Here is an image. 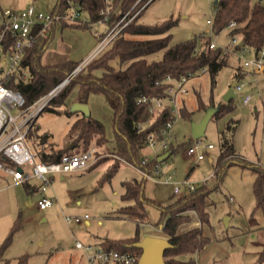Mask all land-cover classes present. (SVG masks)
<instances>
[{
	"label": "rangeland",
	"instance_id": "1",
	"mask_svg": "<svg viewBox=\"0 0 264 264\" xmlns=\"http://www.w3.org/2000/svg\"><path fill=\"white\" fill-rule=\"evenodd\" d=\"M57 1L0 0V10L21 12L34 6L37 11L47 15L52 12ZM214 1L153 0L139 21L158 24L171 18L176 20L171 30V43H176L200 35L210 28L207 19L215 18ZM67 23L57 20L54 29L49 28L53 38L42 55L43 64L50 65L67 59L83 63L100 41L95 30L100 33L107 30L104 24L95 26L93 30L94 27L76 28ZM231 31L232 28L227 27L215 32L212 39L222 47L230 45L235 36L238 44H241L240 34H232ZM160 57L161 52L151 55L150 59ZM256 57L249 48L235 49V52L227 55V63L217 74L215 83L209 72H200L190 78L187 85L192 95L185 100L190 115H182L181 111L177 113L173 125L172 153L167 158L166 171L172 173L173 177L167 181L166 176L162 175L153 181L152 187L147 178L146 195L151 192L152 199L167 203L175 197L173 188L176 184L181 186L180 194H176L178 196L186 193V181L198 185L208 179V185L213 188L215 180L212 175L220 154L221 133L228 127L230 135V131H233L236 151L247 161L264 166V70L254 72L244 67V61ZM110 63L118 67L117 60ZM238 70L243 73L240 81L245 86L235 91L238 95L226 102L223 96L236 79ZM25 73L30 76L29 71ZM101 73L100 69L94 70L97 76ZM247 93L252 97L245 104L243 98ZM79 94L80 85L76 83L69 90L64 103H51L38 114L28 134V141L34 147L39 146L42 138L58 148L67 144L73 123L84 115L82 112H67ZM198 94L204 106L198 105ZM221 104L227 106L225 111L209 121L205 135L199 138L200 150L205 153V158L198 160L197 155L188 153V148L198 143L191 133L192 123L202 119L206 107ZM88 105L91 116L104 124L107 139L99 150L91 148L94 149L91 167L79 172L53 174V180L44 193L30 192L24 183L15 182L11 176L0 171V246L11 237L0 264H6L7 261V264H19L24 256L23 264H89L85 251L76 247L77 240L97 245L105 238L118 240L136 235L140 239L148 235L160 236L157 228L160 226L161 211L157 207L147 206V223L150 224H138L119 215L118 209L124 204L121 197L124 192L123 181L143 179L144 176L137 168L117 159L114 153L113 111L104 95L90 94ZM208 144H213V147L207 148ZM145 152L151 160L154 159L151 149L146 148ZM102 154H105L104 158L96 163ZM112 170L113 173L107 177ZM254 180L252 170L240 163L227 167L220 185L211 191L208 199L209 216L208 222L203 224V230L209 242L206 248L195 255L197 264H264V260L260 259L264 249V213L256 207ZM28 182L36 189L41 185L34 178ZM43 195L54 199V204L44 210L37 205ZM185 213L190 214L192 220L182 225L181 231L201 226L197 213ZM86 214L89 215L88 219L82 218L78 222L66 220V216L84 217Z\"/></svg>",
	"mask_w": 264,
	"mask_h": 264
},
{
	"label": "trees",
	"instance_id": "2",
	"mask_svg": "<svg viewBox=\"0 0 264 264\" xmlns=\"http://www.w3.org/2000/svg\"><path fill=\"white\" fill-rule=\"evenodd\" d=\"M136 1H113L111 19L107 24L109 30ZM78 4L82 15L88 17L89 21L70 24L90 29L89 23L102 17L100 9L105 6V0H58L52 12L65 14L73 5L78 6ZM215 7L214 32H220L234 21L236 25L231 33L240 34L241 44L247 45L258 55L264 50V0H218ZM143 12L144 10L122 29L98 57L80 70L47 107L51 103H64L69 90L76 83L80 85L77 101L87 103L90 94H103L113 111L114 153L117 158L154 174L156 160L144 162L147 137L152 131L158 132L171 118V113L165 109L153 116L149 106L139 103L138 98L142 95L165 96L167 84L162 80L167 74L180 77L188 72L199 73L202 68H206L212 82L215 83L217 74L227 63V55L223 54L221 47L209 48L211 36L206 31L190 39L171 43V30L176 25V20L171 18L158 24H147L139 21ZM62 22L67 21L62 20ZM50 29L53 30V27ZM52 38L50 33L41 36L28 48L19 69L6 78L9 87L23 93L27 105L48 93L80 64L71 59L50 65L43 64L42 55ZM159 52H161L159 59H150L151 55ZM112 60L118 61V67L110 63ZM96 69L102 71L99 76L94 74ZM26 70L30 73L28 78L23 77ZM241 77L243 73L238 70L235 78ZM198 105L204 106L199 94ZM226 107L221 104L214 117L225 111ZM67 112L71 113L68 109ZM181 114L190 115L185 104L181 108ZM32 129L33 127L30 132ZM229 130L228 127L221 133L220 154L214 164L213 188H210L208 182H200L195 190L181 196L174 193L175 197L164 203L146 196V177L123 181L124 192L121 197L124 204L118 209L119 215L132 219L138 224L147 223L149 222L147 206L157 207L161 211L160 236L167 238L173 244V247L167 249L164 254L168 264H197L195 255L206 248L209 242L203 224L208 222L207 205L210 193L213 189H217L225 170L232 164L240 163L255 174L253 191L257 201L256 207L264 213V166L247 161L236 151L232 138L233 131H230V135L227 132ZM67 140L65 146L58 148L42 138L39 146L35 148L38 158L46 163L59 162L66 154L84 152L104 145L107 141L104 124L91 115L79 117L73 123ZM172 146L173 143L170 145V151ZM112 173L113 170L107 177ZM187 211L197 213L201 226L181 231L182 225L192 220V216L185 213ZM10 240L11 237L6 244L0 246V260ZM138 240H140L138 235L118 240L106 238L101 244L107 249L121 252L136 251L140 255L141 249L129 247V244ZM24 259L25 256L19 264H23ZM260 259L264 260V249L261 251Z\"/></svg>",
	"mask_w": 264,
	"mask_h": 264
},
{
	"label": "built area",
	"instance_id": "3",
	"mask_svg": "<svg viewBox=\"0 0 264 264\" xmlns=\"http://www.w3.org/2000/svg\"><path fill=\"white\" fill-rule=\"evenodd\" d=\"M114 0H105V6L100 9L102 17L97 21L89 23L91 27L99 24L107 26L111 19V8ZM137 0L116 22V24L105 33H100L95 30V33L100 36V41L97 47L90 53V55L79 64L62 82L56 85L45 95L41 96L33 103L27 105L23 93L19 90L9 87L6 83V78L13 75L18 69L23 57L28 48L33 46L41 36L47 34L50 26L57 20H65L68 23L81 22L87 23L88 17L82 15L78 6L73 5L68 13L55 14L50 12L47 15L37 11L34 6L18 12L13 9H5L0 13V60H3V65L0 66V171L11 176L13 181L24 183L31 179H36L40 182L38 187L39 193L47 191L52 182V175L55 173H73L82 171L92 165V157L94 149H89L84 152L70 153L64 155L59 162L46 163L38 158L35 147L28 141V134L33 127L35 120L51 102V100L58 95L63 87L88 63L98 57L104 49L112 42V40L124 29L136 16H138L153 0ZM143 2V3H142ZM142 3V4H141ZM141 6L138 8V5ZM137 7V8H136ZM136 8V9H135ZM216 12V9H215ZM210 28L206 33L211 35L209 44L210 49L220 47L212 39L215 33L213 29L214 19H207ZM234 21L230 22L229 27H235ZM239 46V47H238ZM224 55H229L236 50L251 49L247 45L238 44L235 36L231 39V44L222 46ZM252 50V49H251ZM253 51V50H252ZM256 59L244 61V67L252 69L254 72L264 70V50L259 55L256 54ZM3 67V68H2ZM207 72L206 68H202L199 73ZM197 73L188 72L180 77H175L167 74L162 80L167 84L166 95L163 97L142 95L138 98L139 103H145L149 106L150 113L155 116L159 111L169 110L171 118L160 128V130L152 131L147 137V147L150 148L156 160L154 166V174L146 170L140 169L142 174L149 179L157 180L160 176L165 175L167 181L173 177L172 173L166 171L168 166L167 158L159 161L158 157L169 150L172 143L173 125L177 117V113L181 111L185 100L191 97V90L188 87V81ZM27 77V75H25ZM245 84L238 79L235 86V91L242 90ZM252 95L247 93L243 98V103L250 102ZM200 139L197 144H193L188 148V153L197 155L198 160L205 158V153L200 150ZM213 144H208L207 148H212ZM151 161L145 155L144 162ZM20 168V169H19ZM214 174L212 175V177ZM208 179L202 182H208ZM189 193L196 188V184L184 182ZM174 193L180 194L181 186L174 185ZM232 199V198H231ZM54 204L52 197L43 195L38 201L37 205L44 210ZM82 218L88 219L89 215L84 217L66 216V220L81 221ZM161 231L162 226L157 228ZM76 246L85 251L89 264H135L138 263L140 255L136 251L121 252L118 250L107 249L102 244H84L77 240Z\"/></svg>",
	"mask_w": 264,
	"mask_h": 264
},
{
	"label": "water",
	"instance_id": "4",
	"mask_svg": "<svg viewBox=\"0 0 264 264\" xmlns=\"http://www.w3.org/2000/svg\"><path fill=\"white\" fill-rule=\"evenodd\" d=\"M215 0L214 3H217ZM238 79H234L228 90L225 92L223 98L226 102L236 97L238 94L235 92V86ZM221 105H211L205 109V114L199 122H193L191 133L193 137L199 139L206 133V129L209 121L214 117L215 113L219 111ZM71 112H82L85 116H90V106L88 103L76 101L70 108ZM171 151L168 150L158 157L159 161H162L169 157ZM20 169V168H19ZM227 224L228 218L225 219ZM130 248L141 249V254L137 264H168L165 261V251L173 247V244L165 237L148 235L144 238L129 244Z\"/></svg>",
	"mask_w": 264,
	"mask_h": 264
},
{
	"label": "crops",
	"instance_id": "5",
	"mask_svg": "<svg viewBox=\"0 0 264 264\" xmlns=\"http://www.w3.org/2000/svg\"><path fill=\"white\" fill-rule=\"evenodd\" d=\"M67 24H68V25H71L70 23H67ZM72 26H73V27H76V28H84V27H78V26H76V25H72ZM50 27H53V29H54V27H55V22H53L52 25H51ZM48 34H49V30H48L47 34L44 35V36H47ZM96 35H97L98 37H100L98 34H96ZM95 40H97L96 36H95ZM51 41H52V40H51ZM50 43H51V42H50ZM50 43H49V44H50ZM48 46H49V45H48ZM48 46H47V47H48ZM47 47H46V48H47ZM96 47H97V43L94 45V47H93V49L90 51V53H91ZM45 50H46V49H45ZM44 52H45V51H44ZM90 53L87 55V57L90 55ZM43 54H44V53H43ZM87 57H86V58H87ZM67 60H68V59H67ZM67 60H65V61H67ZM69 60H70V59H69ZM3 63H4L3 60H2V61L0 60V66H2ZM80 64H81V62H80ZM2 68H3V67H2ZM25 75H27V77H25ZM23 77H24V78H28L29 75L25 73V74L23 75ZM249 94H250V93H249ZM87 103H88V102H87ZM82 116H84V115H82ZM82 116H80V117H82ZM35 147H36V146H35ZM101 147H102V146H99V147H96L95 149H98V150H99ZM146 148H148V147H146ZM149 149H150V148H149ZM144 151H145V150H144ZM151 151H152V150H151ZM171 152H172V150H171ZM100 153H101V152H100ZM108 154L115 155L113 152H108ZM104 155H105V154L100 155V156H99L100 158H99L98 160L96 159V163L99 162L101 159H103V158H104ZM145 155H146V152H145ZM101 157H102V158H101ZM106 157H108V156H106ZM106 157H105V158H106ZM117 159H119V158H117ZM119 160H120L121 162L125 163V164H129V165L135 167L134 165H132V164L126 162V161L123 160V159H119ZM92 165H93V164H92ZM92 165H91V166H92ZM91 166H90V167H91ZM135 168H137V169L140 171V173L142 174L141 170H140L138 167H135ZM77 172H79V171H77ZM0 173H1V172H0ZM3 175H4V174H3ZM142 175H143V174H142ZM143 176H144V175H143ZM144 177H145V176H144ZM213 177H214V176H213ZM213 177H212V178H213ZM214 178H215V177H214ZM52 180H53V175H52ZM153 181H154L153 179H150L151 187H152V185H154V184H153ZM208 182H209V181H208ZM28 183H29L28 181H27V182H24L26 188H27L30 192L38 193V190H37L36 188H34L33 185H30V184H28ZM173 192H174V190H173ZM146 196H148L149 198H152V197H153V195H152L151 192H150V194H148V195H146ZM231 198H232V199H231ZM230 199L233 200V197L231 196ZM145 224H150V223H145ZM159 227H160V226H159ZM157 230H158V229H157ZM158 231H159V230H158ZM159 232H160V231H159ZM132 237H133V236H132ZM105 239H106V238H105ZM105 239H103V240H105ZM108 239H109V238H108ZM103 240H102V241H103ZM102 241H101V242H102ZM96 244H101V243H96ZM76 247H77V246H76ZM77 248H78V247H77ZM79 249H81V248H79ZM85 256H86V254H85ZM86 258H87V257H86Z\"/></svg>",
	"mask_w": 264,
	"mask_h": 264
}]
</instances>
